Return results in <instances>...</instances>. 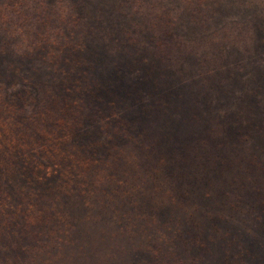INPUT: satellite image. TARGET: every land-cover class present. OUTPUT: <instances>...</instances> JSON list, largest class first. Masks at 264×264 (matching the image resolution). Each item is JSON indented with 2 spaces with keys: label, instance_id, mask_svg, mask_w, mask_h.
Wrapping results in <instances>:
<instances>
[{
  "label": "trees",
  "instance_id": "1",
  "mask_svg": "<svg viewBox=\"0 0 264 264\" xmlns=\"http://www.w3.org/2000/svg\"><path fill=\"white\" fill-rule=\"evenodd\" d=\"M133 1L151 21L154 57L177 74L187 44L174 35L167 11H158L161 1ZM63 2L0 0V50L12 51L19 42L54 62L76 47L64 34L68 19H75ZM33 84L37 100L26 115L0 87V175L18 170L25 187L12 204L0 205L5 247L33 258L109 230L151 252V239L164 248L183 247L200 242L208 228L217 233L219 224H264V139L245 143L253 119L247 128L236 120L239 146L216 121L187 139L147 123L106 155L90 158L74 141L84 124L83 105L51 84Z\"/></svg>",
  "mask_w": 264,
  "mask_h": 264
},
{
  "label": "rangeland",
  "instance_id": "2",
  "mask_svg": "<svg viewBox=\"0 0 264 264\" xmlns=\"http://www.w3.org/2000/svg\"><path fill=\"white\" fill-rule=\"evenodd\" d=\"M159 1L158 11H167L174 35L187 44L177 74L154 57L151 21L133 0H65L60 5L75 21L68 19L64 34L76 47L54 62L19 42L0 50L7 99L17 98L26 115L37 100L33 83L41 82L82 104L84 124L74 141L90 158L106 155L147 123L187 139L216 121L239 146L236 120L247 128L253 119L245 143L258 145L264 139V0ZM22 181L18 170L0 175V205L14 202ZM217 228L190 246L164 248L151 239V252L109 230L33 258L0 243V264H264V224Z\"/></svg>",
  "mask_w": 264,
  "mask_h": 264
}]
</instances>
